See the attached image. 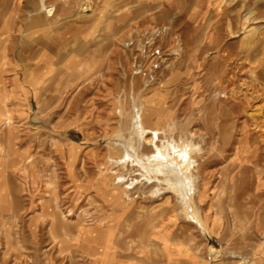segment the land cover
<instances>
[{
    "label": "rangeland",
    "instance_id": "374dc122",
    "mask_svg": "<svg viewBox=\"0 0 264 264\" xmlns=\"http://www.w3.org/2000/svg\"><path fill=\"white\" fill-rule=\"evenodd\" d=\"M19 1L22 31L15 58L21 72L33 62L36 68L23 81L15 79L11 91L0 89L4 111L0 161L3 192L7 188L20 215L15 222L5 219L14 226V240L27 257L24 259L33 254L37 260L34 263L29 257L30 263L43 264L45 254H52L56 243L61 250L80 247L78 254L107 262L115 252L114 238L125 214L118 237L127 245L122 249L127 254L136 255L138 241L150 229L146 238L166 239L169 234L162 223L154 225L172 213L179 216L181 236L208 250L220 247L185 218L172 192L163 190L154 198L151 190L158 182L145 185L136 166L122 167L112 161L123 154L117 138L128 134L136 96L147 128L160 129L157 143L165 137L193 135L204 150L197 156L199 182L194 199L207 234L210 207L211 213L223 211L229 226H233L235 213L246 222L232 228L247 245L253 221L264 220V151H260L259 163L237 162L231 169L234 144L247 135L250 122L242 113L236 117L239 108L235 109L233 99L220 104L212 97L216 88L234 87L240 106L264 105L260 97L264 98V67L256 71L258 61L252 60L248 70L240 43L252 28L264 29V0H71L75 17L56 8L53 18H45L42 24L33 22L29 30L35 28V34L31 32L30 37L25 22L27 0ZM107 11L115 24L110 29L108 22L105 30L104 20L96 18ZM123 13L127 16L122 17ZM95 26L99 29L94 35L86 34ZM75 28L77 36L71 35ZM61 64L67 65L71 75L60 69ZM216 66L223 70L218 78L213 75ZM251 73L255 75L251 77ZM241 83L245 85L241 87ZM11 98L19 99L15 110L20 118L23 111L28 112L25 119H12L6 106ZM25 100L28 105L23 106ZM223 132L233 146L219 155ZM247 137L253 145L255 136ZM142 152L150 153L151 147L145 145ZM247 165L251 168L241 176L240 167ZM128 181L135 182L133 188H127ZM51 199L56 200L51 207L59 216L71 214L68 229L72 234L79 230L73 241L65 243L54 237ZM27 223L31 230L41 224L35 237L28 232ZM78 224L82 227L76 229ZM32 240L35 247L29 244ZM220 255L211 257L218 260Z\"/></svg>",
    "mask_w": 264,
    "mask_h": 264
},
{
    "label": "crops",
    "instance_id": "0c3cea01",
    "mask_svg": "<svg viewBox=\"0 0 264 264\" xmlns=\"http://www.w3.org/2000/svg\"><path fill=\"white\" fill-rule=\"evenodd\" d=\"M66 1L67 2L64 3L61 2V0H51L50 4H47H55L56 7L55 5L53 6L55 8H59L60 11L63 12V15L68 16L69 18L75 17L76 14H74L75 11L73 10L75 6L71 5V0ZM150 2L155 3L156 1L151 0ZM26 5L27 15L25 16L27 18L25 22L27 24V32L30 37V35L35 34V28L31 30V32H33L34 34H32L29 30V27L33 24V22L42 24L45 18H53L54 16L50 17L45 12L40 11V0H37L36 3L35 0H27ZM5 8L8 9L6 13L4 11ZM20 9L21 2L19 0H0V89L5 88L8 91H11L13 89L15 79L23 81L27 77V75H30L32 72H34L36 68V63L33 62V64L28 65L26 68H22L21 72L20 63L15 58L14 49L17 46L19 34L22 31L20 27ZM107 14L103 12L102 15L99 14L96 18V21L98 22L99 20H104L105 30H107L106 26L107 24H109L108 22L111 23L110 29H112L114 27L113 25L115 24L111 17H108L109 11H107ZM124 15L127 16V13H123L122 17ZM31 18H33L34 20H31ZM227 22L228 21L225 22L226 26H228ZM98 29L99 26H95L94 30L86 34L92 36L96 33V31H98ZM71 30H73V28ZM250 31H252L253 33H251ZM250 31L249 32L251 33V35L248 32V35H246L245 38L240 42L242 45L241 51L246 61L245 66L248 70L250 68L249 62H251L252 60L258 61V65L256 66L257 71L258 69H260V67H264V29L258 31L257 28H252ZM77 32L78 28H75V33H72L71 35L77 36ZM31 58H34V52L32 51ZM60 66V69L64 70L65 72L67 69H69L65 64H61ZM66 73L71 75L69 72ZM19 103L20 102L18 98H11L6 101L7 109L10 110L13 120L25 119L26 114H28L27 111H23V114L25 115L20 118L19 112L15 110L16 107L19 106ZM22 105H28L26 103V100L22 102ZM3 114V103L2 101H0V123L3 121ZM15 131L16 126L12 132L14 133ZM0 156L2 157L1 153ZM2 164L3 162L0 161V219H2L0 223V264H34L37 260L36 255H29V257L35 260L34 263H30L31 261L29 260V257L27 260L24 259L27 257L24 256L23 252L19 250L20 246H17V241L14 240V226L10 223H7L8 221L6 222V219L15 222L20 215L17 214V212L14 210V207L9 200L10 194L7 191V188L3 192L5 179L2 176ZM6 178L10 177L7 176ZM5 200H8V202H5ZM210 209L213 210L212 207H210ZM211 210L210 214L207 213V226L209 232L205 236H207V239L215 240L219 243L220 247H215L221 252L218 260H214L211 255H209L210 252L208 250V247L204 245L203 247H201V245H198V241L193 240L188 236L183 237L179 234L180 221L179 216H177L175 213H172L168 217L163 218L159 221V223L154 225L157 227L160 223H162L163 229H165L169 234L166 239L161 240L158 238H146V236L151 232L150 229V232L143 235L138 241V252L136 253V255L133 256L127 254L126 251L122 250L127 245H125L124 241L120 240L118 237L122 227L124 226L123 224L125 219L124 217L126 216L125 214L121 225L116 231L113 242L115 252L112 259H110L109 261L105 262L104 260H95L85 255L78 254L77 252L80 250L77 249H79L80 247L75 248L74 246H65L63 250H61L59 246L54 243L55 251H53L52 254H45L43 264H206V261L207 264H264V220L262 219L258 222L256 220L253 221V224L255 225H253L252 239L247 243V245H245L243 241L238 239V236L232 228L233 226L234 228L241 226L238 224H234V217L237 214H233V226H229L223 211H221L219 214L217 212L211 213ZM69 216H71V214H66V221L64 224L56 223L52 225L54 237H60L61 240L65 243L73 241L72 239H75L79 234V230L78 232H75V234H72L69 231L68 227L70 226V223L67 222ZM81 224L75 226L78 227L76 229L82 227ZM40 226V223L36 225L37 228ZM36 227L31 230L29 224H26V228L32 237H35ZM199 231L202 233L200 229ZM144 232L147 233L148 231L144 230ZM29 244L35 247V240H32V242ZM73 248L77 250L74 253L72 250Z\"/></svg>",
    "mask_w": 264,
    "mask_h": 264
},
{
    "label": "bare ground",
    "instance_id": "6f19581e",
    "mask_svg": "<svg viewBox=\"0 0 264 264\" xmlns=\"http://www.w3.org/2000/svg\"><path fill=\"white\" fill-rule=\"evenodd\" d=\"M39 9L41 12H45L50 17L54 16L55 10H56V8L53 5L47 4V0H40ZM85 11H87V7H85ZM74 58L75 57H73V59ZM215 70H214L215 72L212 70L213 75L214 76L217 75V78H218L219 72L222 73L223 71L222 66L220 68L217 67ZM66 72H69L71 74V71L69 69H67ZM250 75H252L251 77H253L255 74L251 73ZM246 84H250V83H246ZM243 85L245 84L241 83V87ZM241 87H240V90L242 89ZM228 88L229 87L216 88L214 92V97L212 98H214L215 101H217V103H220V104H225V103L227 104L229 99H233L234 100L233 105L235 109L236 107L239 108L238 110L234 109L236 111L235 112V115H237L236 117H238L239 114L242 113L245 116L246 120L250 122V128L247 130V135L255 136V141L253 139V142H254L253 145L249 143L247 135L245 137L243 136L240 137L238 139V142L234 144L233 152L235 153L234 154L235 162L231 166V169H233L238 166L237 162H243V163H248V164L251 163L252 165L256 162L259 163V160L261 158L260 151L261 150L264 151V105L259 106L260 104L259 103L258 106H254L248 103V106H245V105L240 106L241 103H237L235 101L238 99V96H236L238 92H235L234 87H231L230 90ZM250 88L251 86H249V90ZM255 88H258V87H255ZM263 91L264 89L262 90V92ZM254 92L256 93V91ZM253 93H251V95ZM137 97L138 96H136L133 99L132 112L129 117L128 134L127 135L119 134V137L117 138L118 139L117 143L118 145L122 147L123 154H121L122 156L120 158L112 160V161H114L115 164L121 165L122 167H125L127 164L136 166L140 171V177L142 178V181H144L143 184L145 185L153 181L158 182V186L153 187L151 190V194L154 196V198L158 196L163 190L172 192L176 196L175 198H177V201L179 202L181 206L179 207L181 208V212L183 213L185 218L188 219L193 224H195L202 231L204 235H207V227L205 226L206 222H203L201 218L202 214H200L198 210L199 208H197L195 204V199H194V195L196 194V190H197V182H199L198 181L199 180V172H198L199 163H198L197 156L201 153V151H204V150H202L200 144L194 141L195 136L193 138V135H191L190 138L189 137L185 138L183 136H180L178 139H174L173 137L171 138L165 137L163 139H160L163 141H159L160 143H157L156 140L159 134V133L157 134V131L160 129L158 130L156 129L157 131H155L154 129L152 130L150 128H147L143 120V117H142V106L138 103ZM260 97H262V99L264 100L263 96L260 95ZM245 104L247 105V103ZM122 116H123V113H122ZM223 133H224V141H223L224 143L222 144V147L219 150V153H218L219 155H222L223 152L227 149V147L232 145L230 143L231 138L229 136H226L225 132ZM145 145H149L151 147L150 153L142 152V148ZM248 168H251V166L247 165V166L240 167L239 169L240 175L241 176L243 174L245 175L244 170H247ZM20 170L24 171V168L20 167ZM162 183L165 184L164 185L165 187H162L163 185L161 186ZM134 185H135V182H131L129 185H127V188L129 189L133 188ZM237 188H238V183L236 181L232 185L233 192L236 191ZM51 201L55 202L56 200L52 199L48 202L50 207L52 203ZM51 209L53 212V224H56V223L64 224L66 221L65 216L63 217L59 216V213H57L55 207L53 208L51 207ZM234 218H235L234 224L244 225L246 222L245 219H241L237 215ZM209 252L211 256H214L216 258L220 254V250L212 246L209 248Z\"/></svg>",
    "mask_w": 264,
    "mask_h": 264
}]
</instances>
